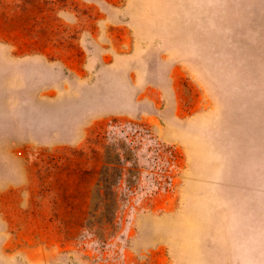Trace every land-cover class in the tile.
Returning <instances> with one entry per match:
<instances>
[{"label": "rangeland", "instance_id": "1", "mask_svg": "<svg viewBox=\"0 0 264 264\" xmlns=\"http://www.w3.org/2000/svg\"><path fill=\"white\" fill-rule=\"evenodd\" d=\"M0 264H264V0H0Z\"/></svg>", "mask_w": 264, "mask_h": 264}, {"label": "trees", "instance_id": "2", "mask_svg": "<svg viewBox=\"0 0 264 264\" xmlns=\"http://www.w3.org/2000/svg\"><path fill=\"white\" fill-rule=\"evenodd\" d=\"M99 183H100V187L103 190V194L107 196L110 193V180L107 178V176L103 172L100 177ZM107 205L109 206V204H106V206Z\"/></svg>", "mask_w": 264, "mask_h": 264}]
</instances>
